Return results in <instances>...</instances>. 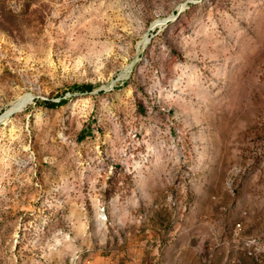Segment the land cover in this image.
I'll return each mask as SVG.
<instances>
[{"label":"rangeland","instance_id":"obj_1","mask_svg":"<svg viewBox=\"0 0 264 264\" xmlns=\"http://www.w3.org/2000/svg\"><path fill=\"white\" fill-rule=\"evenodd\" d=\"M27 95L0 264H264V0H0V118Z\"/></svg>","mask_w":264,"mask_h":264},{"label":"bare ground","instance_id":"obj_2","mask_svg":"<svg viewBox=\"0 0 264 264\" xmlns=\"http://www.w3.org/2000/svg\"><path fill=\"white\" fill-rule=\"evenodd\" d=\"M147 37V36H146ZM146 39V38H144ZM146 44V43H145ZM33 96L27 95L22 98H20L5 114L4 117L0 118V122L2 120H5L6 118L10 117L11 115L20 112L24 110L32 101H33Z\"/></svg>","mask_w":264,"mask_h":264},{"label":"trees","instance_id":"obj_3","mask_svg":"<svg viewBox=\"0 0 264 264\" xmlns=\"http://www.w3.org/2000/svg\"><path fill=\"white\" fill-rule=\"evenodd\" d=\"M76 88L78 90H92L93 89V86L92 85H77ZM38 105H43V106H46L48 108H55V107H58L61 105V103H51V102H48V101H38L37 102Z\"/></svg>","mask_w":264,"mask_h":264},{"label":"water","instance_id":"obj_4","mask_svg":"<svg viewBox=\"0 0 264 264\" xmlns=\"http://www.w3.org/2000/svg\"><path fill=\"white\" fill-rule=\"evenodd\" d=\"M167 21V20H166ZM166 21H164V22H166Z\"/></svg>","mask_w":264,"mask_h":264}]
</instances>
